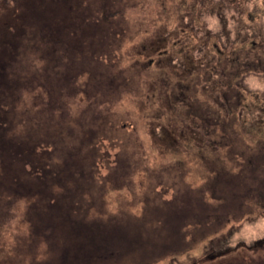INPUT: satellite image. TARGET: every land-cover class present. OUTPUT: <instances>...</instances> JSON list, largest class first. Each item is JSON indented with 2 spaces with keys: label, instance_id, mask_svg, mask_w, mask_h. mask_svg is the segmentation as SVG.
<instances>
[{
  "label": "rangeland",
  "instance_id": "1",
  "mask_svg": "<svg viewBox=\"0 0 264 264\" xmlns=\"http://www.w3.org/2000/svg\"><path fill=\"white\" fill-rule=\"evenodd\" d=\"M258 52L264 0H0V264L238 261L264 235L244 160L264 151ZM24 84L49 96L23 101ZM170 88L199 114L209 93L242 97L219 94L200 140Z\"/></svg>",
  "mask_w": 264,
  "mask_h": 264
},
{
  "label": "trees",
  "instance_id": "2",
  "mask_svg": "<svg viewBox=\"0 0 264 264\" xmlns=\"http://www.w3.org/2000/svg\"><path fill=\"white\" fill-rule=\"evenodd\" d=\"M40 24V23H39ZM38 24V25H39ZM145 49V48H144ZM141 50H143V49H141ZM143 51H145V50H143ZM144 54H145V56H147V55H149L148 53H146V52H144ZM257 55L258 56H261V53H257ZM263 56H264V52H263ZM263 56H261V57H263ZM159 57L160 56H157L156 58H155V62L157 63V64H159V65H161L162 63H161V61H159ZM26 58H27V56H26ZM264 58V57H263ZM173 65V64H172ZM174 66V65H173ZM249 67V66H248ZM247 67V68H248ZM208 69H210L209 70V73L210 74H212V76L211 77H213L214 79H216V75H214L215 74V72H213V69L211 70V68H208ZM201 73V72H200ZM180 74V73H179ZM200 75H202V74H200ZM198 76V75H197ZM181 75H179V79H182V78H186L185 76L183 77H181ZM220 78V82L221 83H223V84H230L231 85V82H229V80H227V81H225L224 80V73H222L221 74V76L219 77ZM178 79V80H179ZM232 82H233V84H234V81L232 80ZM237 82H235V84H236ZM238 84V83H237ZM29 86V87H28ZM85 86V85H84ZM83 86V87H84ZM228 86V85H227ZM233 86V85H232ZM231 86V87H232ZM173 87H175V84H174V86ZM82 88V87H81ZM190 88V87H189ZM159 89H161V88H159ZM162 89H164V88H162ZM202 91H199V93H201ZM21 93H22V98H23V101H27V102H31L32 101V99H33V97L35 96V95H47V96H49V92H48V89L44 86V85H42V84H39V85H33V86H31V85H29V84H24V86H23V88H22V90H21ZM78 94V86L76 85V88L74 89V91H72L71 92V94L72 95H74V94ZM180 93L181 92H179L177 89H175V88H170L169 89V91L168 92H165V95H166V97L168 98H171V99H169L171 102H168L170 105H171V107H173V111H170L171 112V114L170 115H174V112H175V114L177 115V116H179V112L181 111V110H184L185 112H189V114L191 115V116H193L195 119H196V121H195V123L192 125V126H194L195 127V129L196 128H198V129H200L199 130V134H198V138L200 139V140H202V138H200V136H201V132H203V133H205L204 132V129H205V127L207 126V125H209V124H206V123H203L204 121L203 120H205L204 119V117H205V113L207 112V111H210V112H213V111H217V110H219V108H220V104L218 103L219 101H218V99H217V97L219 96V94H221L222 95V98H224V103L227 101V103H229V99H227V97H229V98H231V100H232V97H235L236 99H238L239 98V96H241L242 95V93H240L239 91L237 92V93H235V92H231V93H229L228 95H226L227 93H224V92H221V91H219V92H217V93H215V95H213L212 96V94L211 93H209L207 96H209V97H207L208 98V100H210L211 101V103H212V105L213 106H206V109H205V105H204V107H203V110H201L200 111V114L199 113H197V111H195V107H199L202 103H204V101H203V99H200L199 100V98H196L194 95L193 96H189L188 95V97L186 96V98L185 99H183V98H181V97H179V95H180ZM28 95V96H27ZM151 95H157V93H155V92H153V94H151ZM182 96H184L183 94H181ZM164 96L162 95L161 96V98H163ZM242 97V96H241ZM189 98V99H188ZM29 99V100H28ZM69 99H72V96L71 97H69ZM74 99V98H73ZM184 100V101H183ZM189 100H191V102H189ZM177 102V103H176ZM76 104H78V102L77 101H75V104L73 105V103H72V105H69L68 107L70 108V109H72V110H75V109H77V107H76ZM173 105V106H172ZM174 105H177V106H174ZM231 105V104H230ZM230 105H228V106H226V109H231V106ZM249 106V108H248V110L249 111H251L252 110V105H248ZM1 107H2V110H4L5 111V108L6 107H9V105H1ZM5 107V108H4ZM10 108V107H9ZM28 107H23V109L25 110V109H27ZM7 109V108H6ZM177 109V110H176ZM71 110V111H72ZM78 110V109H77ZM209 112V113H210ZM248 112V111H247ZM27 118V120H29L31 117H26ZM203 119V120H202ZM25 118H24V120H23V125L25 126V124H26V121H27ZM264 122V120H262V122L261 123H263ZM222 125H223V123H222ZM224 126V125H223ZM254 127L255 125H249L248 127ZM256 126H259L258 127V129L259 130H263V132H264V124L263 125H256ZM19 127H22V126H19ZM228 125H226V127L224 128V133L227 135V132H226V130L227 131H229L228 130ZM23 128V127H22ZM186 128H189V125H187L186 126ZM218 128H220V130H222V128L223 127H218ZM194 129V130H195ZM32 130V129H31ZM206 130V129H205ZM122 131V130H121ZM187 132H189V130H187ZM250 132H253V130L252 129H250ZM124 133V132H123ZM166 133V132H165ZM164 133V134H165ZM185 133H186V131H185ZM21 134H25V130L24 129H22V133ZM30 135V134H29ZM162 133H158V134H155L154 133V135L153 136H155V138H154V140L155 141H162V142H164V140H165V138H163L162 137ZM195 138H197L196 136H193V139H195ZM5 139L7 140L8 139V137H5ZM21 140L23 139V138H20ZM192 139V138H191ZM218 142H220L221 143V141H220V138H218V140H217ZM222 141H224V140H222ZM10 142H12V143H16V144H18V142L16 141V140H14L13 138L10 140ZM256 142H260V146L262 145V149L264 150V141L262 142V141H256ZM194 143V142H193ZM209 143V142H208ZM207 143V145H209ZM253 145H254V143L253 144H249V145H247L246 146V149L245 150H248V149H251L252 150V153L254 152V150L253 149H255L254 147H253ZM255 146H256V144H255ZM264 154V151L263 152H259V155H258V157H260V159L255 155L254 157L253 156H251V154L249 153L248 154V157H249V159H248V161L246 160V159H244L246 162H248L249 163V170H251L252 169V172H254V175L253 176H256V175H259V174H257V170L259 171V172H261V179H262V183L263 184H261V185H263V187H264V157H261V155H263ZM117 156H119V155H117ZM116 156V157H117ZM239 155H233V158H237ZM34 157V156H33ZM54 165H56V164H54ZM241 167V165H239V167L238 168H240ZM238 170H240V169H238ZM261 170V171H260ZM37 172V171H36ZM61 173H62V171H60ZM237 172V171H236ZM239 172V171H238ZM29 174H32V171L30 170L29 172H28ZM61 173H58V175H60ZM251 175H252V173H251ZM260 179V180H261ZM264 189V188H263ZM259 192H260V195H261V199H262V201H261V205H264V199H263V197H264V191H261V190H259ZM258 204H259V202H258Z\"/></svg>",
  "mask_w": 264,
  "mask_h": 264
},
{
  "label": "flooded vegetation",
  "instance_id": "3",
  "mask_svg": "<svg viewBox=\"0 0 264 264\" xmlns=\"http://www.w3.org/2000/svg\"><path fill=\"white\" fill-rule=\"evenodd\" d=\"M262 209H264V207ZM219 248L213 249L215 250L213 253H211V258L213 260L222 259L221 257L223 256L229 257V253L232 247H223V249L221 250ZM239 249H241L242 252L240 254V259L232 264H264V235L261 236L258 240L252 242L251 244L243 245V247ZM207 264L210 263L208 262ZM219 264H226V262L222 261Z\"/></svg>",
  "mask_w": 264,
  "mask_h": 264
}]
</instances>
